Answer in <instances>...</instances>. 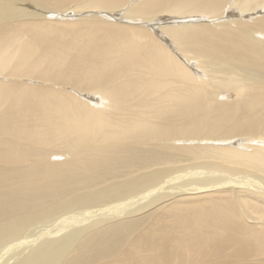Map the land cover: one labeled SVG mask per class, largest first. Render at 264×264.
Masks as SVG:
<instances>
[{
	"label": "bare ground",
	"instance_id": "bare-ground-1",
	"mask_svg": "<svg viewBox=\"0 0 264 264\" xmlns=\"http://www.w3.org/2000/svg\"><path fill=\"white\" fill-rule=\"evenodd\" d=\"M236 9L264 0H0V264H264V14L206 23Z\"/></svg>",
	"mask_w": 264,
	"mask_h": 264
},
{
	"label": "rangeland",
	"instance_id": "rangeland-1",
	"mask_svg": "<svg viewBox=\"0 0 264 264\" xmlns=\"http://www.w3.org/2000/svg\"><path fill=\"white\" fill-rule=\"evenodd\" d=\"M128 9H126L125 10V12L127 11ZM115 12V13H114ZM113 13H114V15L113 14H111L110 15V12H105V11H90V12H83L82 14H75L74 13V11H68L66 14H68V13H71V14H73V17L74 18H79V17H81V16H99V19H105V20H108L106 17L104 18V16L105 15H110L111 17H112V19H113V21H115V22H118V20H119V22L121 21V22H123V23H126V21H125V19L123 18V20H122V14H120L119 12H116V11H114ZM231 13V14H230ZM229 14H226L225 16H222V17H220V18H217V19H210V21L209 22H206V23H211V24H213V25H219V24H221V23H223V22H225V21H228V20H238V19H244V20H251L252 18H254V17H258V16H260V15H262V14H264V12H256V11H254L253 13H249V12H241L239 9H236L235 11H232V12H230ZM66 14H63V16L64 15H66ZM121 16V17H120ZM127 15L126 14H124L123 15V17H126ZM166 17V15H162L161 17ZM168 17H170L171 18V16H169V14H168ZM69 19H73V18H69ZM110 20H112L111 18H109ZM114 19H116V20H114ZM183 19V20H182ZM181 20L182 21H185L184 20V18H181ZM167 21V22H166ZM195 21V23H202V21L203 20H194ZM170 21H168V19L167 20H165V21H161L158 25L157 24H149V26H151L152 28L153 27H161V25L163 24L164 26L166 25V24H168ZM204 22V21H203ZM187 23H189V22H187ZM205 23V22H204ZM11 66H14L13 64L11 65ZM200 76H203V74H199ZM205 76V75H204ZM207 76H208V74H207ZM3 83H7L8 84V82H3ZM231 95H229V96H226V100H228L229 99V101H231V100H234L235 99V96H231ZM240 142H242V141H240ZM252 143V142H251ZM261 143H263L264 144V142H261ZM260 143V144H261ZM179 144V143H178ZM180 144L182 145V142H180ZM257 144V143H256ZM184 145V144H183ZM246 145H247V143H246ZM246 145H243L245 148H242L243 150H250L251 148L250 147H246ZM262 145V144H261ZM54 152V151H53ZM56 153V154H55ZM55 155H53L52 157H53V159H55L56 158V156L58 157V159L59 160H56V161H59V162H61V161H63V160H66V158H65V156L66 155H64L61 151H60V149H58V150H55ZM57 154H59V155H61V157L59 156V155H57ZM186 178H188V177H186ZM85 182H89L88 180H85ZM108 183V182H107ZM102 187H105V185L104 184H101V183H98V182H89V183H82L81 182V186L79 187V189H76L75 188V191H67L66 193H65V196H64V198L63 199H65V200H69V199H71L72 198V196L74 197L75 196V193L76 192H85V191H87V190H89V189H95V188H102ZM181 194V193H180ZM180 194H170V193H167V194H165V195H162V196H160V198L157 200V198L154 200V202H152L150 205H148V206H145V208L142 210V212H140V213H135V214H133V215H117L118 214V211L115 213V214H111V215H109L108 217H105V215H103L104 216V218H100V217H98V218H96V219H92V220H88L89 221V223L90 224H93V223H98V225L96 226V227H94V228H96V229H93V227L92 228H90L89 230H88V233H90L91 231H107V230H111V231H115V230H113V229H117V227L118 226H120V224H122V223H124V222H127V221H130V220H134V221H138V222H140L141 223V225H140V228H142V227H145L146 225H148V224H150L151 223V221H153L154 219H155V217H156V215L157 214H159V213H162V210H161V207L162 206H164V208L166 209V208H168V207H170L171 205H175V204H178V203H183L184 202V200H182V199H180ZM185 196V195H184ZM182 197V196H181ZM186 197V196H185ZM247 197V198H246ZM249 197H251V195L250 196H245V199L246 200H248L249 201V199H250V202H251V205L252 206H254V209L255 210H261L260 208L262 207V209H264V203H263V201H261V200H258V199H253L252 197V199L251 198H249ZM192 200V201H191ZM191 200H188L187 201V199L185 198V201L187 202V203H189V204H192V203H195L196 202V199H191ZM254 201H256V202H254ZM191 202V203H190ZM261 206V207H260ZM98 208V207H97ZM78 211H79V213L77 214V216L79 217V218H82L83 216H82V214H81V210H79V209H77ZM76 210V211H77ZM121 210H123V209H121ZM120 210V211H121ZM105 212H107V211H105ZM102 217V216H101ZM57 220V218L55 219V221ZM58 221H60V220H58ZM58 221H56L55 222V226H57V224L59 223ZM87 221V222H88ZM48 224V223H47ZM37 224H35L33 227H29V228H27L26 230L27 231H32L31 232V236H30V239L32 240H30L31 242H33V243H25L26 245H28V246H32V245H34V241L36 242V241H39V239L37 240V238L39 237V235L41 236V237H43V235L44 234H46V233H44V232H48V231H41L42 229H44L45 227H47L48 229H52V227H51V225L50 226H46V225H42V228L39 226H37L36 228H34L35 226H36ZM54 226V227H55ZM76 226V225H75ZM110 226V227H109ZM98 227V228H97ZM25 230V231H26ZM34 232H37V233H35L34 234ZM32 233H33V235H32ZM41 233H43L42 235H41ZM37 234V235H36ZM36 236V237H35ZM32 237V238H31ZM35 237V238H34ZM33 238L35 239V240H33ZM22 245L21 247L19 246L18 247V249L19 248H22L23 246L25 247L26 245ZM262 245H264V243H262ZM18 249H16V250H18ZM15 253V251H13V250H9V251H7V254L5 253L4 254V256L2 257V259L0 260V261H2V262H5L7 259H9L10 258V256L12 255V254H14ZM5 257V258H4ZM11 262L13 261V259H11L10 260ZM2 262H0V263H2Z\"/></svg>",
	"mask_w": 264,
	"mask_h": 264
}]
</instances>
